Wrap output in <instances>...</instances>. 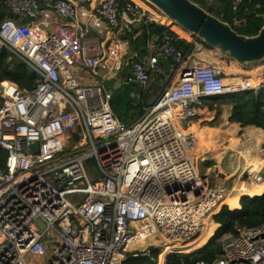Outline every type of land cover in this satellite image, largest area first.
<instances>
[{"label":"built area","instance_id":"2783aa9c","mask_svg":"<svg viewBox=\"0 0 264 264\" xmlns=\"http://www.w3.org/2000/svg\"><path fill=\"white\" fill-rule=\"evenodd\" d=\"M0 1L10 16L0 22V54L6 51L37 76L31 90L0 83V264H113L115 256L122 264L149 257L150 248L160 255L165 242L192 241L200 233L195 217L211 221L224 200L213 193L211 168L199 171L186 131L205 99L264 88V59L256 86L247 77L231 87L210 61L197 57L188 65L204 43L189 33L193 48L186 54L177 46L179 27L143 0ZM252 3L231 0L234 16L226 23L245 24L240 8L263 17L260 2ZM82 21L128 35L137 24L154 25L157 49L147 62L123 61L118 45L105 57L84 43ZM161 62L179 69L177 83L141 107L134 122L116 117L103 81L123 72L124 85L145 88ZM75 69L101 81L83 84ZM253 180L262 177L249 175ZM138 227L162 244L127 249ZM220 241L221 254L211 264H264V220ZM127 252L130 257H122Z\"/></svg>","mask_w":264,"mask_h":264},{"label":"trees","instance_id":"16d2710c","mask_svg":"<svg viewBox=\"0 0 264 264\" xmlns=\"http://www.w3.org/2000/svg\"><path fill=\"white\" fill-rule=\"evenodd\" d=\"M260 2L261 7L257 10L258 14L263 17H256L252 13V8H248V13L243 14L242 8L238 11L237 16L245 19V24L238 28H233L239 35L252 37L257 35L259 30L264 25V0H253ZM202 8H204L202 6ZM218 19L229 22L234 16L231 10V0H217V5L213 8H207ZM217 11V13H214ZM10 17L5 7L2 6L0 1V22ZM179 30L188 35L189 33L180 29ZM159 32V29H158ZM177 46L184 52H190L192 45L186 44L184 41H177ZM217 57L222 58L215 53ZM212 60L220 67H227V71L234 70L230 65H223L222 61L214 60L215 57L211 53ZM6 51H2L0 54V83L9 81L16 84L20 89L31 90L36 85L37 76L35 73L30 72L25 64L11 58ZM260 70V69H259ZM258 70V71H259ZM254 71V70H251ZM257 71V70H255ZM257 71V72H258ZM249 72V71H246ZM119 95V94H118ZM118 95L116 97H118ZM205 106L215 105H228L231 106V115L228 118L230 123L239 124L245 127L244 137L240 144V147H244V139L247 136L252 139L256 137H262L259 147L264 143V88H260L257 91H245L235 95H225L214 97L204 100ZM128 105V104H127ZM132 107V106H131ZM141 106L138 105L139 114L141 113ZM116 117L128 122V113L119 114L115 112ZM137 115V114H136ZM192 128V127H191ZM249 149L248 147L244 148ZM260 150L258 152V158L260 159ZM208 165L213 164L211 156L208 154ZM5 160V152L0 149V165L3 166ZM89 163V162H88ZM264 220V189L261 192L247 196L243 195L238 198L237 207L231 208L228 205L223 206L213 216L214 225L216 224L215 233L209 238L203 245L196 248L191 253H174L170 255L165 264H179L181 261L187 264H193L196 261H204L207 264H211L221 254V237L225 234H237L238 230L242 227H255L262 223ZM122 264H160L159 249L150 248L149 257L139 256L138 258L128 259Z\"/></svg>","mask_w":264,"mask_h":264},{"label":"crops","instance_id":"0c3cea01","mask_svg":"<svg viewBox=\"0 0 264 264\" xmlns=\"http://www.w3.org/2000/svg\"><path fill=\"white\" fill-rule=\"evenodd\" d=\"M95 2L97 0H94ZM199 6H203L204 9H207L208 5L211 3L213 8L215 5H217V0H192ZM210 2V3H209ZM2 3V2H1ZM3 6V5H2ZM210 8V7H209ZM69 22V23H68ZM74 22H76V19H71V20H63L59 19V24H64L68 23L69 25L74 26ZM80 27H82L83 30H85V39L84 43L87 44V47H94L97 48V50H101L103 52V55L105 57H108L107 54V49L108 48H113L115 45L120 46V54H121V59L123 61H126L128 59H132L135 61H140V62H147L148 59L153 55V53L157 49V42H158V28L154 25H135L133 33L128 35L125 34L121 30H111L109 29L106 25H102L100 30H97L92 27V25L89 23L87 24L86 21H82V24H80ZM76 29V28H75ZM177 33L179 35V39L181 41H184L186 44H191L193 43L191 37L188 35L182 33L180 30H177ZM186 54H189V52L185 51ZM193 53V54H192ZM211 53L213 56H215V53L213 51H208V53H204L203 51L195 53L192 51V59L187 61L188 65H193V63L196 62L197 57L202 58L205 62H209V59L212 60L211 58ZM91 56L93 53H89ZM224 62V61H223ZM225 63V62H224ZM226 64V63H225ZM259 65V63H258ZM225 69L227 67L225 66ZM260 67H254L253 70H259ZM178 71L179 69L176 67H172L170 64L166 63H159L158 65V72H151V77L149 80V83L145 88H141L135 85H130L126 86L124 85L121 81L124 77L123 72L121 74L117 75V79L113 80H104L103 84L104 86L109 84L107 86L111 90L113 87H115L117 82H121V87L118 90V93L123 89L127 88L131 90V92L128 94L132 99V104H128V122L127 123H132L138 118L139 114V109L138 105L141 107L146 106L148 104H151L157 96L160 94V92L168 87L173 86L174 84L177 83V77H178ZM251 71V70H250ZM75 75L79 79V81L83 84H92L95 81L100 80V75L93 77L92 74L86 73L80 69H75ZM101 81V80H100ZM242 86H244V83H241ZM250 85H255V82L253 79H250L249 82ZM235 87H237V84H234ZM132 106V107H131ZM226 109L224 110L225 112L222 114L221 119L228 118L231 115V106L226 105ZM137 112V113H136ZM137 114V115H136ZM229 122V121H228ZM230 123V122H229ZM239 124H232L230 125L226 131V135L228 140L231 141L229 142L223 149H219L216 151V153H221L222 155L225 152H232L234 150H242L246 147H250L252 144H256V149H255V156H254V161L252 162L253 164V169L251 173H248V175L253 176L255 174L260 173L264 169V143L259 147L261 141L263 140L262 137H256L250 139L247 136L245 137L243 143L244 147H240V144L236 143L233 141L232 137L236 135L239 131ZM240 126V125H239ZM242 127V126H240ZM210 129V128H208ZM214 134H219L217 130L212 131ZM264 132V131H263ZM206 134H210V132H205ZM228 134V135H227ZM260 150V159L258 158V152ZM257 167L259 170H257ZM244 174V173H243ZM242 174V175H243ZM263 180V186H260L258 184L253 183V181L247 182V183H242L244 186H256L258 185V193L259 190L264 189V177L262 178ZM241 183V182H240Z\"/></svg>","mask_w":264,"mask_h":264},{"label":"rangeland","instance_id":"374dc122","mask_svg":"<svg viewBox=\"0 0 264 264\" xmlns=\"http://www.w3.org/2000/svg\"><path fill=\"white\" fill-rule=\"evenodd\" d=\"M210 5H212V4L210 3L207 7L211 8L212 6H210ZM214 13H217V11H214ZM214 57H215L214 60H218L219 62L222 61L223 65L228 64L234 69V70H232V72L235 75H230V76L225 77V79L230 80L229 82H232L231 79H234L235 81H233V82L239 83V81L244 80L247 77H251V79L254 80L255 85L258 84V82L260 80V78L258 77L260 75V70L258 72L255 70L250 71V70H253L254 67H257L258 63L249 64V65L240 67V66L235 65L233 62L229 63L228 61H225V60L220 61V58L217 57L216 55ZM9 59H11V58H9ZM209 61L212 64L217 65L213 60L209 59ZM246 71H249V72H246ZM107 86H109V84H107ZM107 86L105 85L106 88H108ZM130 92H131V90H129L127 88H123L118 93L119 94L118 97H113V99L111 101V109L114 112V114H115V112L119 113V114H124V113L127 114L128 113L129 108H128L127 104H132V101L134 99V98L132 99L128 95ZM226 108H227L226 105H215L212 107L204 105L202 111L199 113V116L197 117V119H195L194 125L191 128V131L190 132L186 131L185 141H186V144L190 150L191 155L193 156L195 161H197V166L199 168V171L205 175L206 173H208V169L211 168L210 173L213 176V178H215L214 182L212 183V186H214V188H217V189L220 188V189L228 191L234 185V181L237 179V177L240 174V172H239L237 174L235 173L236 174L235 175L234 172L239 168V166H241L243 164V160L232 156V152H230V151L225 152L219 161L216 159V151L219 149H223L229 142H231L228 140L227 136H224V135H226V132H228V131H226V129L230 125H232L233 123H229L227 121V118L221 119V116L225 112L224 110ZM238 127H239V130H238L239 132L236 133V135H234L232 137V139L234 142L240 144L243 140V137H244L243 130L245 127H240L239 125H238ZM208 128H210V129H208ZM214 130H217L219 132V134H214L212 132ZM205 132H210V134L209 133L206 134ZM262 153H264V151H262ZM208 154L212 158L211 160H212L213 164H211V165H208V159H209L207 157ZM218 168H221L222 172H219ZM257 170H259L258 167H257ZM260 176L262 178L264 177V169L260 172ZM239 181L241 183L250 182L248 173H244L240 177ZM239 196L240 195L232 196L231 200L224 202V204H222V205L227 206V204H228L229 207L236 208L238 198H240ZM210 222H211L210 226L212 227V229H211L209 237L211 238L213 236V234L215 233L217 226H216V224L214 225L213 221H210ZM215 226H216V228H215ZM222 237H221V239H222ZM204 242L201 245H203ZM187 245H185V246H187ZM176 253H178V252H176ZM181 254H183V253H181ZM130 255H131L130 252H127V253H123L122 257H130ZM119 259H120V257H119ZM165 260H166V255L164 257L163 264H165ZM36 262L41 263V260H37ZM160 264H162V263H160Z\"/></svg>","mask_w":264,"mask_h":264},{"label":"water","instance_id":"95a60500","mask_svg":"<svg viewBox=\"0 0 264 264\" xmlns=\"http://www.w3.org/2000/svg\"><path fill=\"white\" fill-rule=\"evenodd\" d=\"M165 15L180 29L190 33L205 45L203 52L213 51L222 60L243 67L264 59V25L257 35H239L229 24L218 19L192 0H143ZM121 82L110 92L118 95ZM214 98V97H210ZM207 98V99H210ZM213 221V217H211ZM200 233H196L194 240ZM173 253L166 254V259Z\"/></svg>","mask_w":264,"mask_h":264},{"label":"bare ground","instance_id":"6f19581e","mask_svg":"<svg viewBox=\"0 0 264 264\" xmlns=\"http://www.w3.org/2000/svg\"><path fill=\"white\" fill-rule=\"evenodd\" d=\"M221 68L223 69V71L225 73V77L230 76V75H235V74H233L232 71H230V72H229V70L227 71V69H225V67H221ZM229 81H230L229 79H224L225 84H231V87H235V85L232 84L233 81H235V80L231 79L232 82H229ZM254 86H256V85H254ZM254 86L250 85V87H254ZM234 91H238V90H234ZM207 96H209V95H207ZM189 131H191V128ZM248 148L249 149H247V150L242 149L239 151L238 150L232 151V156L243 160V164L241 166H239V168L234 172V174L235 173L237 174L240 172L239 176L234 181V185L228 191L219 190L217 188L215 189V191H213V193L217 194L219 196V199H222V201L224 200V202L231 200L232 196H236V195L253 196V195L258 193V185L260 186V189H261V186H263V184H262L263 180H261L260 182L253 180V183L258 184V185L248 186V187L244 186V184L240 183V181H239V179L243 173H251L252 169H253L252 162L254 161V156H255L254 152L256 149V144H252ZM222 156L223 155L221 153H216V159L218 161L222 158ZM218 169H219V172H222L221 168H218ZM255 175H260V173L255 174ZM261 191L262 190H259V192H261ZM189 208H190V206H189ZM210 224H211V222L209 221V218L201 217V216L195 217V220H194L195 228L200 229V234L197 236V238L195 240L186 242L184 244H182L181 242H176V243L165 242L164 247H163V252L160 254V263L163 264L164 257L169 252H172V253H176V252H178V253H191L196 248H198L204 241L206 242V240L210 238L209 235H210V232L212 229ZM162 242H163V240L159 236H158V238H156L155 236H151V235H149V232L147 231V229H145L144 227H138L137 234L133 238L131 243L128 245L127 249H129V250H133V249L142 250L148 244H153V243L162 244ZM185 245H187V246H185ZM118 261H119V256H115L113 258V264H118Z\"/></svg>","mask_w":264,"mask_h":264}]
</instances>
